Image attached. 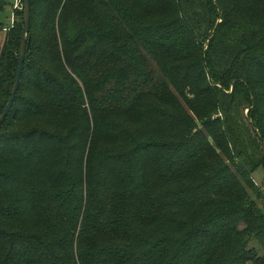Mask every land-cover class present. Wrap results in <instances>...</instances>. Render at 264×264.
<instances>
[{"label": "trees", "instance_id": "trees-1", "mask_svg": "<svg viewBox=\"0 0 264 264\" xmlns=\"http://www.w3.org/2000/svg\"><path fill=\"white\" fill-rule=\"evenodd\" d=\"M31 3L0 264H264V0ZM6 5L0 117L24 16L7 29Z\"/></svg>", "mask_w": 264, "mask_h": 264}, {"label": "water", "instance_id": "water-1", "mask_svg": "<svg viewBox=\"0 0 264 264\" xmlns=\"http://www.w3.org/2000/svg\"><path fill=\"white\" fill-rule=\"evenodd\" d=\"M23 11H24L23 31H22V41H21V46H20V53H19V64H18L17 74L14 80L10 100L7 106L5 107L4 112L2 113L0 117V131L8 115L10 114V111L14 107V104H15V101L18 95V91L21 85L24 69H25V63H26L27 52H28V44H29V35L31 31V19H32L31 0H23Z\"/></svg>", "mask_w": 264, "mask_h": 264}, {"label": "rangeland", "instance_id": "rangeland-1", "mask_svg": "<svg viewBox=\"0 0 264 264\" xmlns=\"http://www.w3.org/2000/svg\"><path fill=\"white\" fill-rule=\"evenodd\" d=\"M6 8L3 11V13L1 14V20L4 23V26L8 29L10 28L12 25H14L16 18L14 17V11L16 12V10L19 12L23 9V0H6ZM12 29V28H11ZM11 29H8L7 31H1L0 32V41L4 42L7 33H9V31ZM248 110L245 111V114H248ZM253 179L256 183V185L261 189V191L264 193V169L262 167H259L256 172L253 175ZM257 187V191L261 192L260 189ZM251 196L255 199L256 195H254V193L251 194ZM261 204L264 206V198L260 200ZM243 227V226H242ZM252 246H256L258 248V253L260 256L263 255L262 250L260 249L259 245L256 242H252Z\"/></svg>", "mask_w": 264, "mask_h": 264}]
</instances>
